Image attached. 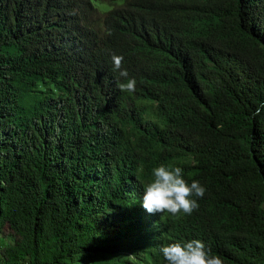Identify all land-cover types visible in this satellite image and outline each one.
<instances>
[{
    "label": "trees",
    "instance_id": "16d2710c",
    "mask_svg": "<svg viewBox=\"0 0 264 264\" xmlns=\"http://www.w3.org/2000/svg\"><path fill=\"white\" fill-rule=\"evenodd\" d=\"M262 103L264 0H0V264H264ZM162 164L191 215L143 207Z\"/></svg>",
    "mask_w": 264,
    "mask_h": 264
},
{
    "label": "clouds",
    "instance_id": "9594fccd",
    "mask_svg": "<svg viewBox=\"0 0 264 264\" xmlns=\"http://www.w3.org/2000/svg\"><path fill=\"white\" fill-rule=\"evenodd\" d=\"M123 56L113 55V70L120 77H128L123 69ZM135 78H128L118 83L123 92L133 93L136 90ZM264 112V103L258 105L253 113L260 116ZM206 188L198 180L191 183L184 178V170L180 166L160 165L153 169V179L144 185L143 207L149 213H169L191 215L199 209L198 199L203 198ZM167 264H224L219 255H213L200 239H192L185 243L174 242L163 245L160 249Z\"/></svg>",
    "mask_w": 264,
    "mask_h": 264
},
{
    "label": "rangeland",
    "instance_id": "374dc122",
    "mask_svg": "<svg viewBox=\"0 0 264 264\" xmlns=\"http://www.w3.org/2000/svg\"><path fill=\"white\" fill-rule=\"evenodd\" d=\"M102 7L106 8L107 5L103 4ZM0 240L3 241V244L12 245L14 243V235L12 231L7 227L4 228L0 233ZM126 256L133 258V256H131L130 254H126ZM80 264H87V261L80 260Z\"/></svg>",
    "mask_w": 264,
    "mask_h": 264
}]
</instances>
